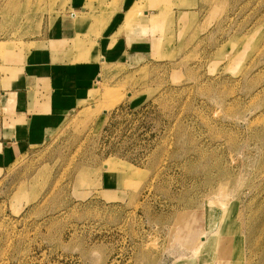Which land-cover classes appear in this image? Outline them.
Returning <instances> with one entry per match:
<instances>
[{"label":"rangeland","instance_id":"rangeland-1","mask_svg":"<svg viewBox=\"0 0 264 264\" xmlns=\"http://www.w3.org/2000/svg\"><path fill=\"white\" fill-rule=\"evenodd\" d=\"M92 1L0 0V54ZM204 2L168 37L158 12L161 53L105 65L41 143L0 148V264H264V0ZM124 15L153 37L155 12Z\"/></svg>","mask_w":264,"mask_h":264},{"label":"crops","instance_id":"crops-1","mask_svg":"<svg viewBox=\"0 0 264 264\" xmlns=\"http://www.w3.org/2000/svg\"><path fill=\"white\" fill-rule=\"evenodd\" d=\"M134 1L82 2L78 10L55 18L40 36L23 38L0 54V148L4 152L15 154L41 143L93 90L105 65L115 61L138 64L154 48L161 53L163 31L170 36L174 24L187 25L205 6V0H138L147 13H156L152 37L150 31L140 33L136 27H147L153 20L125 26V8ZM170 10L166 23L172 29H163L164 20L157 13L168 16Z\"/></svg>","mask_w":264,"mask_h":264},{"label":"bare ground","instance_id":"bare-ground-1","mask_svg":"<svg viewBox=\"0 0 264 264\" xmlns=\"http://www.w3.org/2000/svg\"><path fill=\"white\" fill-rule=\"evenodd\" d=\"M132 10V8H130V10H129V12ZM135 18V16L132 18V19H134Z\"/></svg>","mask_w":264,"mask_h":264}]
</instances>
